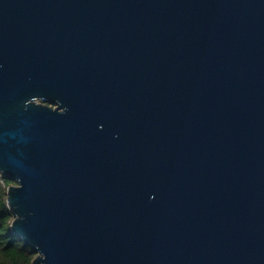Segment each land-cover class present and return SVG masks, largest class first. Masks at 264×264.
<instances>
[{
    "label": "water",
    "instance_id": "95a60500",
    "mask_svg": "<svg viewBox=\"0 0 264 264\" xmlns=\"http://www.w3.org/2000/svg\"><path fill=\"white\" fill-rule=\"evenodd\" d=\"M0 174L32 264H264V0H0Z\"/></svg>",
    "mask_w": 264,
    "mask_h": 264
},
{
    "label": "trees",
    "instance_id": "16d2710c",
    "mask_svg": "<svg viewBox=\"0 0 264 264\" xmlns=\"http://www.w3.org/2000/svg\"><path fill=\"white\" fill-rule=\"evenodd\" d=\"M14 183L0 174V264H32L35 251L10 229L14 215L7 204V189Z\"/></svg>",
    "mask_w": 264,
    "mask_h": 264
},
{
    "label": "rangeland",
    "instance_id": "374dc122",
    "mask_svg": "<svg viewBox=\"0 0 264 264\" xmlns=\"http://www.w3.org/2000/svg\"><path fill=\"white\" fill-rule=\"evenodd\" d=\"M14 184H16V183H14Z\"/></svg>",
    "mask_w": 264,
    "mask_h": 264
}]
</instances>
